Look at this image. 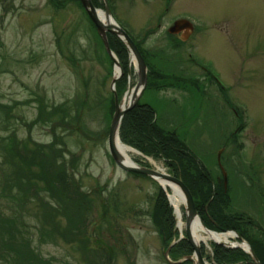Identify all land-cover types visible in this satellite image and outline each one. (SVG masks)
<instances>
[{
    "label": "rangeland",
    "instance_id": "obj_1",
    "mask_svg": "<svg viewBox=\"0 0 264 264\" xmlns=\"http://www.w3.org/2000/svg\"><path fill=\"white\" fill-rule=\"evenodd\" d=\"M166 1L167 9L159 20L161 26L171 24L183 13L203 25L197 35L180 46L177 39L155 26ZM106 2L116 24L133 39L140 38L144 49L161 58L159 62L152 58V65L160 73L175 77L174 81L157 79V88L145 85L138 101L153 108L157 122L173 130L213 178L220 175V166L223 168L231 197L228 211L247 215L257 223L260 228L255 223L243 225V232L261 240L264 0ZM91 3L98 10L103 9V0ZM217 19H221L218 28H210V23ZM101 46L78 0H0V106L8 107L6 118L0 111V136L12 131L26 146L29 139L42 144L53 141V147L60 148L71 175L89 200L81 217L76 213L74 219H69L62 215L64 211L55 215L58 229L68 226L74 239H70L67 227L65 237L52 231L55 228L45 222L42 206L39 204L38 208L35 199L24 201L22 212L12 209L8 205L11 201L5 197L0 198V206L5 207V215H20L31 250L49 264H166L162 253L166 254V246L178 235L165 244L153 223V199L160 185L150 177L120 169L107 150L106 134L113 111L109 83L113 71ZM178 53L197 55L208 72L220 77V92L228 95L233 107L234 103L244 107L247 116L242 127H236L238 118L230 119L231 112L222 108L219 90L198 92L189 83H183L185 76L198 72L193 67L180 72ZM167 58L174 60L164 62ZM119 64L122 73L113 86L117 98L126 89L127 76L131 84L136 79L127 53L124 63ZM50 109L55 111L51 116L47 114ZM131 159L169 173L161 158L138 153L131 154ZM4 166L7 167L5 163ZM1 177L0 173V183ZM43 184L41 180L38 186L43 189ZM38 197L50 200L44 191H39ZM51 201L56 205L54 199ZM66 201H62L65 207L69 206ZM172 211V228L177 233ZM180 211L183 222V204ZM39 221L42 233L38 239ZM91 223L92 238L84 240ZM182 231L183 225L180 234ZM233 240L237 238H229ZM212 243L207 240L198 244L200 255L208 264H213ZM80 246L85 248L86 255H82Z\"/></svg>",
    "mask_w": 264,
    "mask_h": 264
},
{
    "label": "trees",
    "instance_id": "obj_2",
    "mask_svg": "<svg viewBox=\"0 0 264 264\" xmlns=\"http://www.w3.org/2000/svg\"><path fill=\"white\" fill-rule=\"evenodd\" d=\"M101 2L99 3L100 6H102ZM92 3L93 5L96 4L94 1ZM55 5H58V3ZM88 22L92 27L89 20ZM106 37L111 51L119 62L124 63L127 53L124 44L112 33L106 34ZM133 42L147 66L146 86L157 88V79L159 78L174 81V76H166V73V75L160 73V70L152 65V58L158 62L161 61L155 52L154 54L150 53L146 49H142L140 43ZM101 48L103 54H106L104 48L102 46ZM105 56L111 65L110 58L107 55ZM164 62L171 63L170 60ZM110 99L113 101L112 98ZM0 111L6 118L8 107L1 104ZM54 112L50 109L47 114L51 116ZM39 117L38 115L36 120ZM13 133L9 131V133L0 136V173L2 176L0 198H8L12 202H9L8 205L19 212L23 210L24 201L35 199V205L38 208H40L39 204L42 206L45 222L55 228L52 231L58 232L61 237H65L68 226H60L62 228L58 229L59 222L55 219V215L58 211H64L62 215L65 214L69 219H74L76 213H79L81 217V213L85 211V205L89 202L87 193L79 189L75 178L71 175L63 160L64 157L60 153V148L53 147V141L42 144L29 139L27 141L29 146H26L23 140L17 138ZM118 137L124 144L146 156L161 158L164 165L169 169V173L179 177L188 188L203 225L212 230L225 231L232 229L237 231L240 236L245 238L244 240L249 244L258 261L264 264V238L254 240L243 232V225L254 224L255 222L247 215L228 211L231 197L228 192L227 178L225 185H223L221 173L218 177L213 178L207 168L196 159L177 134L171 129H165L157 122L155 112L148 103L137 101L133 107L123 114L118 127ZM4 163L7 167L4 166ZM33 167H35V170L32 169ZM130 173L141 175L134 172ZM41 180L44 183L43 189L38 186ZM39 191L47 192L50 200L38 197ZM51 198L56 201V205H52ZM153 200V223L156 224L163 242L168 244L174 235L177 236L176 231L172 228L171 207L161 188H159ZM62 201H66L69 206L65 207ZM81 207L82 209H80ZM76 209L78 212H76ZM4 210L5 207L0 206V264H49L48 261L31 250L27 229L20 215L14 213L5 215ZM255 224L260 228L257 223ZM38 225L36 231L39 239L42 233L40 221ZM69 232L71 233L70 239H74L73 231ZM83 238L84 240L88 239L86 234ZM28 245L29 247H27ZM77 248L79 250L78 244ZM81 250L83 251L82 255H86L85 248L81 247ZM177 251L184 255L190 253L191 248L184 238L178 239L171 245L170 252L175 254ZM211 253L212 260L216 264L237 262L244 254L238 248H228L214 243H212ZM90 264H100V262L94 261Z\"/></svg>",
    "mask_w": 264,
    "mask_h": 264
},
{
    "label": "water",
    "instance_id": "obj_3",
    "mask_svg": "<svg viewBox=\"0 0 264 264\" xmlns=\"http://www.w3.org/2000/svg\"><path fill=\"white\" fill-rule=\"evenodd\" d=\"M79 2L82 8L84 9L86 15L88 16V18L94 25L95 30L102 41L103 47L107 55L112 61L113 72H112V76H111L110 83H109V89L112 92V96H113V111L111 113V117H110L109 124H108V129H107V134H106V144H107L108 153L117 167H119L120 169L124 171L142 174L144 176L154 179L156 182H158V184L160 185L161 189L164 192H165V189L158 181V178L163 179L166 182L173 183L179 188V191L183 198V217H184L183 232L184 234L181 235L179 231L177 240L180 238H184L192 250L191 254L183 256L182 259L191 260L192 264H204V261L200 255L199 245L193 242L189 234V227H190V223L192 222V220L194 218H197L200 220V218L194 207L192 196L188 188L186 187V185L182 182V180L179 177H176L170 173L162 172V171H159L158 169L138 164L134 162L133 160L131 161L125 160L115 147V140L118 139V127H119L122 116L127 110H129L131 107L135 105V103L137 102V100L139 99L142 93L143 88L146 85V65L139 51L137 50L135 44L130 39V37L110 17L106 0H103L104 4H103V9H102L103 14H104L103 16L104 21L100 20V18L98 17L96 13L98 9H96L92 5L90 0H79ZM182 21L184 20L178 19L174 21V23L168 28V31L170 33H176L178 31L179 23ZM106 31L111 32L115 34L118 38H120V40L122 41V43L124 44L126 48V51L128 54V61L129 62L131 61L133 63L134 72L136 75V79L133 84L130 83L129 78L127 76L126 89L124 90L120 98H117V95L115 93L113 86H114L115 80L121 75L122 70H121L119 62L117 61L116 57L114 56L113 52L110 50L108 46L106 35H105ZM217 158H218V155H217ZM220 170H221V174L223 178V184L225 185L226 176L221 166H220ZM165 196L167 198V201L169 202L168 195L166 192H165ZM200 223L206 231H212V230L207 229L202 224L201 221ZM91 227H92V223L87 228V236L89 238H91ZM224 232H233L234 235L237 237V240L230 241L228 243L213 241L214 244H218V245H222V246L230 247V248H239L245 253H247L248 256L250 257V260L237 261V262L230 263V264H260V262L254 255L248 243L245 240H243L235 231L226 230ZM172 243L173 241L169 244V246ZM241 243L244 244L245 247H243ZM169 246H167L166 251L168 250ZM193 256L195 257V260L193 259ZM164 257L166 258V254H164Z\"/></svg>",
    "mask_w": 264,
    "mask_h": 264
},
{
    "label": "flooded vegetation",
    "instance_id": "obj_4",
    "mask_svg": "<svg viewBox=\"0 0 264 264\" xmlns=\"http://www.w3.org/2000/svg\"><path fill=\"white\" fill-rule=\"evenodd\" d=\"M167 6H168V2L166 1L165 5L163 7V11L160 12L159 15L155 19V26L158 28L157 30H160V29L165 30L166 35L167 34H168V36L171 35V36H173V38L177 39L179 41V43L177 42L178 46H180V43L185 42L188 39H190L192 37V35H194V36L197 35L198 32L201 29H203L202 22L196 20V18L194 17V19L192 21H190V23L187 21L180 22L179 26H178V31L176 33L170 34L168 32V27H169L168 24H170V23L166 22V24H164L162 26L159 23L161 16L164 14V11L167 9ZM184 16H185V13H183L182 16H179L175 19L184 18ZM220 20L221 19H219V20L217 19V20H214L212 23H210V28L217 29L218 28L217 23ZM92 27H93V30L96 31L95 27L93 25H92ZM110 33L111 32L106 31V34H110ZM129 37L132 39V41L142 43L139 40L140 38L139 39L138 38L133 39L130 35H129ZM99 39H100V37H99ZM100 42L102 44L101 39H100ZM86 52H88V51H86ZM179 56H181V57H179ZM178 57L180 60V65H181L179 67L180 72L184 71L188 67H193L198 72L197 74L195 73V76L194 75L185 76V79H184L185 81H183V83H185V84L189 83V85H191V87L198 92H205L209 88H212V89H210L211 91L216 90V89L219 90L223 86V84L221 83L220 77H218L215 73L208 72L205 65H203L204 61H202V62L199 61L197 55L192 57L191 54L183 55L180 53L178 55ZM186 64H188V65H186ZM219 96H220V101H222V103H223L222 108H224V111L229 110L231 112V114H228L229 116H231L230 119H234L233 116L235 118H238V125H236V127H239V125L242 127V124L244 125V121L246 120V116H247L246 113L244 112V107H242V106L239 107L238 104H241V103H234L235 105L233 107L232 106V100L229 99L227 94H223V92H220V90H219ZM232 111H233V114H232ZM234 130H236V128ZM234 130L231 131V134L234 132ZM170 249L171 248L169 247V249L166 252L167 259L164 257V254L162 253V256L165 259L166 264H192L191 260H186V261L182 260V257L184 256L183 253H181L180 251H177V253L174 254V253L170 252ZM190 253H191V251H190ZM168 257H171V259H169ZM246 260H250V257L248 256L247 253H244L243 256H241L239 258V261H246ZM211 262L214 263L213 260H211ZM130 264H132V263H130Z\"/></svg>",
    "mask_w": 264,
    "mask_h": 264
},
{
    "label": "bare ground",
    "instance_id": "obj_5",
    "mask_svg": "<svg viewBox=\"0 0 264 264\" xmlns=\"http://www.w3.org/2000/svg\"><path fill=\"white\" fill-rule=\"evenodd\" d=\"M96 13H97L98 17L100 18V20L104 21L103 20L104 19L103 10H101V9L97 10ZM115 147H116L117 151L127 161L132 160L131 154H138V152H136L133 148H131V147L125 145L124 143L120 142L119 139L115 140ZM158 181L160 182V184L164 188H167L170 190V192H168V199L170 201L171 206L174 209V213H175L176 220H177V229L179 231H181L183 222H182V215H181L182 212L180 211V204H183V198H182V195L179 191V188L175 184L166 182L163 179L158 178ZM189 234H190V237L193 240V242L196 244H199L200 242H207V240L228 243V242H230L229 238H231V237L234 238V236H235L233 232L217 233L214 231H206L202 227L200 220L197 218H194L192 220V222L190 223ZM241 245L243 247H245L244 244L241 243ZM200 246H199V248H200ZM204 264H208V263L204 262Z\"/></svg>",
    "mask_w": 264,
    "mask_h": 264
}]
</instances>
